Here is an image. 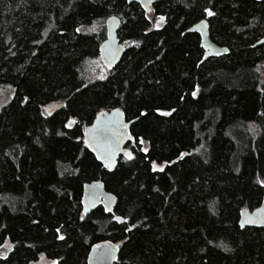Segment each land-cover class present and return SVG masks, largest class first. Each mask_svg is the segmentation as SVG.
Masks as SVG:
<instances>
[{
  "label": "trees",
  "instance_id": "trees-1",
  "mask_svg": "<svg viewBox=\"0 0 264 264\" xmlns=\"http://www.w3.org/2000/svg\"><path fill=\"white\" fill-rule=\"evenodd\" d=\"M203 19L228 55L204 59L188 32ZM111 20L123 56L108 68ZM263 37L264 0H161L148 12L134 0H0V89L12 91L0 108V249L12 250L0 264H86L102 244L117 264H264V231L238 225L264 205ZM50 104L62 107L48 115ZM113 109L130 123L133 159L109 171L83 135ZM96 181L117 198L114 215H83Z\"/></svg>",
  "mask_w": 264,
  "mask_h": 264
},
{
  "label": "water",
  "instance_id": "water-1",
  "mask_svg": "<svg viewBox=\"0 0 264 264\" xmlns=\"http://www.w3.org/2000/svg\"><path fill=\"white\" fill-rule=\"evenodd\" d=\"M144 11L148 12L150 7L161 0H134ZM189 33H196L201 39V47L204 50V59L218 58L229 54L225 47H219L214 44L209 37V24L207 19H203L188 29ZM264 45V37L255 43V46ZM123 56V48L116 36V21L111 20L108 26L107 39L100 46V57L103 64L108 67H114ZM62 105L50 104L45 108L48 115L54 114ZM99 130V131H98ZM100 139L98 143L97 140ZM84 143L88 150L95 157L96 161L105 167L102 160L97 157H104L105 153L111 154L110 166L114 171L117 161L120 157L128 158L130 151L127 148L128 143L133 141L130 134V123L125 120L124 114L120 109L99 112L92 124L87 127L83 135ZM131 154V153H130ZM109 170V169H108ZM117 198L107 192L104 184L100 181L87 183L83 186L81 207L83 215L90 214L97 207H102L106 214L114 215V207ZM107 209V211L105 210ZM117 216H114L116 220ZM251 219L254 223H247ZM121 221H124L121 219ZM121 223V222H118ZM243 223V227L241 224ZM238 225L241 229L246 227L259 228L264 231V205L249 211L243 210L239 216ZM110 256H103L102 253L109 251ZM86 264H117V249L108 244L94 246L87 257Z\"/></svg>",
  "mask_w": 264,
  "mask_h": 264
},
{
  "label": "snow or ice",
  "instance_id": "snow-or-ice-1",
  "mask_svg": "<svg viewBox=\"0 0 264 264\" xmlns=\"http://www.w3.org/2000/svg\"><path fill=\"white\" fill-rule=\"evenodd\" d=\"M203 11L206 14V16H208V17H212L214 15V12L212 10L208 9V8H205ZM159 19H160V22H163L164 21V17L163 16H161ZM77 32H79V29H77ZM192 95L195 98L196 97V92H193ZM159 114L160 115H163V116H169V115H171V112H160ZM141 115H145V113H141ZM71 123H74V122H70V124ZM97 142L98 143L100 142V139L99 138H98ZM140 143H143V141L141 140ZM144 151H146V149ZM128 158L130 160L133 159V157H132V155L130 153L128 154ZM97 159L98 160H102V162L104 163L105 167H107L109 169V171H111V166H110L111 154L110 153H105V156L103 158L100 157V156H98ZM152 170L153 171H163L164 169H163V167L157 168L156 163L153 162L152 163ZM261 186L264 187V184H262ZM105 210L107 211V209H105ZM116 220H117V222L126 223V221H121V218L120 217H116ZM246 222L249 223V224L254 223V221L251 220V219H248ZM243 226L244 225L242 223L241 224V227H243ZM57 231H59V230H57ZM128 231H131V229H128ZM58 238L60 240H63L64 239L63 236H59ZM5 247H7L9 251L12 250L11 249V246H9V245H5ZM110 254H111L110 250L107 251V252L102 253L103 256H110ZM0 258H6V256L0 257ZM41 260H43V257L42 256H41ZM53 264H56V262L53 261Z\"/></svg>",
  "mask_w": 264,
  "mask_h": 264
},
{
  "label": "rangeland",
  "instance_id": "rangeland-1",
  "mask_svg": "<svg viewBox=\"0 0 264 264\" xmlns=\"http://www.w3.org/2000/svg\"><path fill=\"white\" fill-rule=\"evenodd\" d=\"M154 20V24L155 26L159 27L162 22H160V19H156L155 17H153ZM12 96V91L10 89H0V108L8 102V100L10 99V97ZM72 124V123H71ZM157 168L163 167L164 165H159L156 164ZM5 245H9L12 248V245L10 243H6ZM5 245H3L0 249V257H4L8 252V248L5 247ZM30 264H53V261L48 260L47 258L43 257V260H39V261H35V262H31Z\"/></svg>",
  "mask_w": 264,
  "mask_h": 264
}]
</instances>
